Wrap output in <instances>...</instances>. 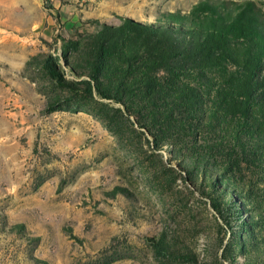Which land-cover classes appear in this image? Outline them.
Wrapping results in <instances>:
<instances>
[{"label": "rangeland", "instance_id": "obj_1", "mask_svg": "<svg viewBox=\"0 0 264 264\" xmlns=\"http://www.w3.org/2000/svg\"><path fill=\"white\" fill-rule=\"evenodd\" d=\"M200 1L0 0V264H264V137L232 146L185 114L156 145L161 113L91 80ZM246 1L264 20V0L211 4Z\"/></svg>", "mask_w": 264, "mask_h": 264}, {"label": "trees", "instance_id": "obj_2", "mask_svg": "<svg viewBox=\"0 0 264 264\" xmlns=\"http://www.w3.org/2000/svg\"><path fill=\"white\" fill-rule=\"evenodd\" d=\"M211 1L192 6L188 27L133 31L115 60L97 59L92 67L101 98L161 113L162 120L146 123L156 145L180 143L183 132L194 130L184 127L185 114L197 129H218L232 146L264 137V20L252 1ZM123 29L119 34H128Z\"/></svg>", "mask_w": 264, "mask_h": 264}, {"label": "bare ground", "instance_id": "obj_3", "mask_svg": "<svg viewBox=\"0 0 264 264\" xmlns=\"http://www.w3.org/2000/svg\"><path fill=\"white\" fill-rule=\"evenodd\" d=\"M132 16H129L130 18H133L134 20H137V21H141V19L139 18L140 16H138L137 14H131ZM141 15V14H140Z\"/></svg>", "mask_w": 264, "mask_h": 264}]
</instances>
